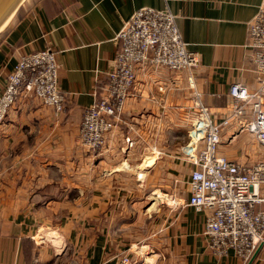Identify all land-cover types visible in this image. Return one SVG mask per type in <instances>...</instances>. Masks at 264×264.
<instances>
[{
	"label": "crops",
	"instance_id": "1",
	"mask_svg": "<svg viewBox=\"0 0 264 264\" xmlns=\"http://www.w3.org/2000/svg\"><path fill=\"white\" fill-rule=\"evenodd\" d=\"M261 1L25 0L19 6L0 31V92L23 55L48 48L56 52L66 102L55 111L20 96L0 123V264H125L124 257L127 264H242L232 250H209L207 211L186 205L201 147L186 130L194 120V89L219 122L231 110V83L257 86L247 26ZM144 6L175 15L198 63L191 77L137 66L103 147L86 149L78 141L84 109L107 82L124 21ZM244 111L222 128L218 153L240 164L264 162V147L241 129L250 119ZM258 189L264 193V184ZM249 264H264V250Z\"/></svg>",
	"mask_w": 264,
	"mask_h": 264
},
{
	"label": "built area",
	"instance_id": "2",
	"mask_svg": "<svg viewBox=\"0 0 264 264\" xmlns=\"http://www.w3.org/2000/svg\"><path fill=\"white\" fill-rule=\"evenodd\" d=\"M120 49L107 73V82L98 98L84 109L79 125V142L90 150L101 149L115 117L121 112L134 84L137 66L144 63L156 68L186 70L191 77L198 59L189 51L169 9L140 7L118 32ZM247 44L252 49L257 86L249 89L234 82L229 86L230 113L214 122L208 108L193 91L196 111L191 123V141L201 142L194 169L189 177L190 195L186 205L206 210L203 232L209 250L224 255L232 250L242 264H248L264 250V162L240 164L218 153L220 134L232 119L249 110L250 119L241 127L251 132L264 147V0L247 26ZM191 81V78H190ZM20 96H32L44 105L62 111L66 96L59 88L56 52L45 48L23 55L5 78L0 92V123ZM128 145L132 141L126 138ZM126 262L127 260L124 259ZM66 264H82L73 259Z\"/></svg>",
	"mask_w": 264,
	"mask_h": 264
},
{
	"label": "water",
	"instance_id": "3",
	"mask_svg": "<svg viewBox=\"0 0 264 264\" xmlns=\"http://www.w3.org/2000/svg\"><path fill=\"white\" fill-rule=\"evenodd\" d=\"M22 2L23 0H0V25L12 13H15V11L19 8ZM13 14L11 15V17L13 16Z\"/></svg>",
	"mask_w": 264,
	"mask_h": 264
},
{
	"label": "rangeland",
	"instance_id": "4",
	"mask_svg": "<svg viewBox=\"0 0 264 264\" xmlns=\"http://www.w3.org/2000/svg\"><path fill=\"white\" fill-rule=\"evenodd\" d=\"M24 1H25V0H23V2H24ZM23 2H22V3H23ZM22 3H21V4H22ZM16 11H17V10H16ZM16 11H15V13H16ZM15 13H14V14H15ZM14 14H13V16H14ZM13 16H12V17H13ZM10 19H11V18H10ZM192 109L194 110V108H192ZM8 112H9V111H8ZM7 114H8V113H7ZM195 115H196V111L194 110V111H193V116H192V117L195 118ZM189 116H190V115H189ZM5 117H6V116H5ZM192 117H191V118H192ZM82 118H83V117H82ZM185 121H187V118H185ZM189 121H190V120H189ZM80 122H81V121H80ZM79 125H80V123H79ZM188 126H189V127H188L187 130H186V133H187L186 135L188 136V141H191V137H190V134H192V133H191V123H190ZM78 141H79V132H78ZM192 142H193V141H192ZM79 143H80V142H79ZM80 145H81V143H80ZM98 150H100V149H98ZM98 150H96V151H98ZM204 235H205V234H204ZM207 242H208V239H207ZM140 244H142V243H140ZM148 252H149V254H151V252H152L151 249H147V250H145V253H146V254H145V258H146V259H147L148 256H149ZM124 259H126L127 261L125 262ZM78 261H80V260H78ZM80 262H81L82 264H84L82 261H80ZM123 262H124L125 264H127V263L129 262V260L127 259V257H124V258H123ZM141 264H142V261H141Z\"/></svg>",
	"mask_w": 264,
	"mask_h": 264
},
{
	"label": "bare ground",
	"instance_id": "5",
	"mask_svg": "<svg viewBox=\"0 0 264 264\" xmlns=\"http://www.w3.org/2000/svg\"><path fill=\"white\" fill-rule=\"evenodd\" d=\"M13 14V13H12ZM11 14V15H12ZM11 15L6 19V20H4L2 23H1V25H0V31H2L5 27H6V25L8 24V22H9V20H10V18H11ZM148 264H152V259H148Z\"/></svg>",
	"mask_w": 264,
	"mask_h": 264
}]
</instances>
